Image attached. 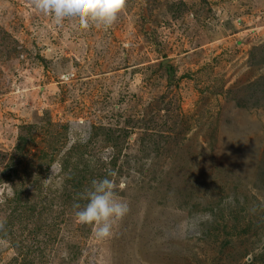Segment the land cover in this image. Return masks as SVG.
<instances>
[{
    "label": "rangeland",
    "instance_id": "rangeland-1",
    "mask_svg": "<svg viewBox=\"0 0 264 264\" xmlns=\"http://www.w3.org/2000/svg\"><path fill=\"white\" fill-rule=\"evenodd\" d=\"M106 177L129 211L98 238L74 206ZM251 262L264 0H126L108 28L0 0V264Z\"/></svg>",
    "mask_w": 264,
    "mask_h": 264
},
{
    "label": "clouds",
    "instance_id": "clouds-1",
    "mask_svg": "<svg viewBox=\"0 0 264 264\" xmlns=\"http://www.w3.org/2000/svg\"><path fill=\"white\" fill-rule=\"evenodd\" d=\"M35 6L45 15L52 17L54 23L62 24L65 20L78 22L87 28L89 22L97 26L110 27L121 14L126 0H34ZM115 175V173H110ZM87 203L83 207H74L75 220L79 224L93 225L98 238L111 235L113 220L122 219L129 211L115 193V184L111 179L93 180L91 189L86 194Z\"/></svg>",
    "mask_w": 264,
    "mask_h": 264
},
{
    "label": "trees",
    "instance_id": "trees-1",
    "mask_svg": "<svg viewBox=\"0 0 264 264\" xmlns=\"http://www.w3.org/2000/svg\"><path fill=\"white\" fill-rule=\"evenodd\" d=\"M168 75L170 76V71L168 72ZM30 132H31V131H30ZM25 145H27V139L24 138V137H21L20 142H19V148H18V151L22 153V151H24V147H25ZM26 205H27V203H26ZM25 209H26V208H25ZM31 217H33V216L31 215ZM249 264H254V263L251 262V263H249Z\"/></svg>",
    "mask_w": 264,
    "mask_h": 264
}]
</instances>
